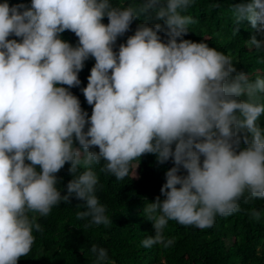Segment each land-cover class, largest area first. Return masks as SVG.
<instances>
[{
	"label": "clouds",
	"instance_id": "1",
	"mask_svg": "<svg viewBox=\"0 0 264 264\" xmlns=\"http://www.w3.org/2000/svg\"><path fill=\"white\" fill-rule=\"evenodd\" d=\"M193 3H0V264H18L31 251L33 229L42 228L30 213L46 217L73 195L84 201L77 219L90 218L85 227L112 223L95 194L94 165L123 180L145 154L173 161L161 195L143 210L154 228L145 248L173 243L163 235L169 221L208 229L217 216L240 211L241 199H264V78L183 38L195 22L186 14ZM153 12L163 25L140 23L115 51L132 22ZM232 14L235 25L248 21L264 37V0L232 6ZM65 31L78 38L75 46L61 38ZM248 46L264 51V39L253 35ZM90 57L95 64L81 89L89 117L69 89L81 84ZM66 163L74 178L62 195L56 174ZM250 218L260 220L261 211L253 208ZM91 253L94 264H115L104 247L94 244Z\"/></svg>",
	"mask_w": 264,
	"mask_h": 264
},
{
	"label": "trees",
	"instance_id": "2",
	"mask_svg": "<svg viewBox=\"0 0 264 264\" xmlns=\"http://www.w3.org/2000/svg\"><path fill=\"white\" fill-rule=\"evenodd\" d=\"M4 0H0L3 3ZM10 5L31 0H8ZM251 0H194L186 14L193 17L194 23L183 37L194 42H206L210 47L232 58L237 71L249 73L252 79L264 78V51H257L248 46V40L256 35L264 39L250 22L234 24L232 6L247 4ZM114 5L127 4L128 0H112ZM147 22L150 26L161 23L155 13L141 16L134 20L130 29L119 37L114 50L126 43L134 35L137 26ZM103 23H108L105 16ZM236 32L234 29H237ZM162 39L167 37L162 31ZM15 37H9L13 39ZM61 38L73 46L78 43L74 33L65 31ZM19 39V38H17ZM95 64L94 58L85 61L79 72L81 84L69 89L76 95L81 107L91 116L92 106L88 105L82 88L87 86L88 76ZM64 87H67L64 85ZM258 123L264 128V114ZM87 130V125L86 129ZM76 146L78 142L74 141ZM175 145H173V148ZM98 151V148L94 149ZM174 166L171 159L159 163L154 154H145L132 162L129 174L123 180H117L111 174L102 172L101 165L93 168L99 177L96 195L100 203L107 206L109 225L85 227L90 218L77 219V213L85 211L84 201L74 195L69 202L54 206L46 217L36 215V222L42 231L33 229L34 244L28 255L21 257L18 264H94L91 248L95 244L108 250L109 260L115 264H264V199H252L248 203L240 201V211L230 216H217L213 227L199 229L195 226H183L176 221H169L163 229L165 240L173 243L165 248L157 244L145 248L141 242L154 235L153 222L145 218L144 207L161 195V188L166 182V172ZM70 163L57 173V187L61 194H67V184L74 177L69 171ZM39 171V168H37ZM180 174H186L181 169ZM164 197L161 196V199ZM261 211L260 220L250 218V211Z\"/></svg>",
	"mask_w": 264,
	"mask_h": 264
}]
</instances>
